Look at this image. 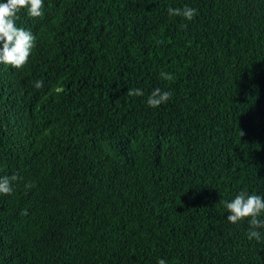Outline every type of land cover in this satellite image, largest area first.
<instances>
[{
  "label": "trees",
  "instance_id": "1",
  "mask_svg": "<svg viewBox=\"0 0 264 264\" xmlns=\"http://www.w3.org/2000/svg\"><path fill=\"white\" fill-rule=\"evenodd\" d=\"M185 5L191 22L169 16ZM43 11L17 21L29 63L0 65V177L19 176L0 194V264H264L221 203L264 196V0ZM156 88L172 98L151 108Z\"/></svg>",
  "mask_w": 264,
  "mask_h": 264
},
{
  "label": "clouds",
  "instance_id": "2",
  "mask_svg": "<svg viewBox=\"0 0 264 264\" xmlns=\"http://www.w3.org/2000/svg\"><path fill=\"white\" fill-rule=\"evenodd\" d=\"M170 17H181L191 22L198 14L197 9L185 5L182 8H168ZM25 12L30 18H41L44 15L43 0H4L0 2V65L11 66L22 70L30 61L33 49L36 47V36L30 29L20 27L17 21L20 13ZM183 27V25H182ZM158 43H162L159 41ZM160 77L165 81L174 79L173 74L161 72ZM36 89L43 87V80L34 84ZM130 97L144 96L139 88L129 89L126 93ZM172 98L170 91L154 89L147 98V105L158 108ZM243 135V133H242ZM19 179L17 174L0 177V194L8 196L13 192V184ZM34 185L28 184L26 188ZM226 208L227 221L233 225L247 223V239L264 242V196L249 194L246 190L239 191L231 201H221ZM25 210L22 215H26ZM157 264H167L165 259H158Z\"/></svg>",
  "mask_w": 264,
  "mask_h": 264
},
{
  "label": "bare ground",
  "instance_id": "3",
  "mask_svg": "<svg viewBox=\"0 0 264 264\" xmlns=\"http://www.w3.org/2000/svg\"><path fill=\"white\" fill-rule=\"evenodd\" d=\"M182 258V257H181ZM168 259V258H167ZM180 259V258H179Z\"/></svg>",
  "mask_w": 264,
  "mask_h": 264
}]
</instances>
